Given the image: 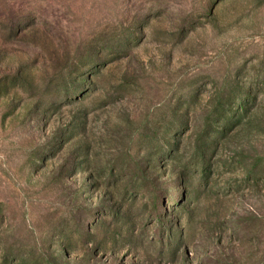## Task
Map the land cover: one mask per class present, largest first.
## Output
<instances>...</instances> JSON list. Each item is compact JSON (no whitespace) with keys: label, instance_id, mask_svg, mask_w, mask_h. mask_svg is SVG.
Instances as JSON below:
<instances>
[{"label":"rangeland","instance_id":"1","mask_svg":"<svg viewBox=\"0 0 264 264\" xmlns=\"http://www.w3.org/2000/svg\"><path fill=\"white\" fill-rule=\"evenodd\" d=\"M0 264H264V0H0Z\"/></svg>","mask_w":264,"mask_h":264}]
</instances>
